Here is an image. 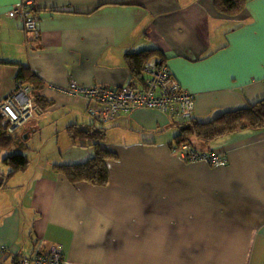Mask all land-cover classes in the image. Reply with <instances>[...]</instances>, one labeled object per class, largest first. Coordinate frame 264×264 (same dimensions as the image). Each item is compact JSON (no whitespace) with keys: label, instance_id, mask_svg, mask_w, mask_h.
I'll list each match as a JSON object with an SVG mask.
<instances>
[{"label":"crops","instance_id":"1","mask_svg":"<svg viewBox=\"0 0 264 264\" xmlns=\"http://www.w3.org/2000/svg\"><path fill=\"white\" fill-rule=\"evenodd\" d=\"M20 1L0 0V101L24 66L51 106L15 131L39 150L0 190V264L54 245L63 264H264V130L210 143L224 163L185 162L171 144L177 118L139 108L100 123L93 103L66 92L74 81L141 88L124 56L155 49L193 95L195 118L254 104L264 99V0H247L234 17L213 0H35L37 39L8 15ZM44 124L63 127L66 144L70 124L106 129L102 148L116 155L106 185H72L43 164ZM74 148L69 164L94 153Z\"/></svg>","mask_w":264,"mask_h":264},{"label":"trees","instance_id":"2","mask_svg":"<svg viewBox=\"0 0 264 264\" xmlns=\"http://www.w3.org/2000/svg\"><path fill=\"white\" fill-rule=\"evenodd\" d=\"M246 3L247 0H213L215 10L219 14L228 17L240 14ZM124 58L131 81H133V84L136 83V85L141 86V88L135 87L136 89H142L145 86L147 76L144 75L143 69L147 63L152 61L159 64L166 63L162 54L155 49L128 53ZM17 84H23L31 88L35 107H41L44 111L51 106V103L41 95L44 84L28 67H19L15 78V86ZM39 114L32 120L37 118ZM177 119L174 123L177 133L171 144L176 147L189 144L201 153H209L213 152L209 147L210 143L218 138L241 131L264 130V99L245 108L225 110L208 120L197 119L193 114L187 119ZM8 126L9 124L0 114V150L7 152L2 162L9 168L6 175L0 173V190L7 189L8 180L18 173L25 172L30 163L25 154L16 152L18 149L24 148V142L15 132L10 134L7 131ZM65 133L73 144L80 143L83 147L90 146L93 148L94 153L81 163H54L51 170L62 175L72 185L84 182L93 186H105L108 181L106 160L116 158L114 153L102 148L106 129L94 125L70 124L65 128ZM24 260L28 261L30 258L13 256L10 263L22 264Z\"/></svg>","mask_w":264,"mask_h":264},{"label":"built area","instance_id":"3","mask_svg":"<svg viewBox=\"0 0 264 264\" xmlns=\"http://www.w3.org/2000/svg\"><path fill=\"white\" fill-rule=\"evenodd\" d=\"M35 0H21L9 10L10 17L21 21L27 35L37 39L38 21L33 11ZM147 76L142 89L132 87L112 89L97 85L84 86L71 82L66 92L94 104V118L100 123L113 120L120 113H131L139 108L157 109L171 118L187 119L193 114V95L183 90L175 81L166 64L154 61L143 69ZM40 110L34 106L32 90L29 86L17 84L10 95L0 103V114L9 124L8 132H14L32 120ZM176 154L185 162L206 160L211 166L226 161L224 154L216 152L201 153L189 144L178 146ZM61 247L54 245L44 254L24 260L22 264H63Z\"/></svg>","mask_w":264,"mask_h":264},{"label":"rangeland","instance_id":"4","mask_svg":"<svg viewBox=\"0 0 264 264\" xmlns=\"http://www.w3.org/2000/svg\"><path fill=\"white\" fill-rule=\"evenodd\" d=\"M2 101H0V103H2ZM92 122H93V119H92ZM95 124L98 125L97 123ZM62 128L63 127H60L59 125H57V128L55 126L54 127L48 126L47 124L43 125V164L45 165L52 166V164L54 163L69 164L67 162H70L71 160H73L69 154L71 153V151H74L75 149L74 147H77L79 150L81 148L88 147V146L83 147L80 145V143L73 144L71 141L70 143L67 142L66 144L65 140H63L65 136H64V131ZM172 134L175 135L176 131L172 130V133L170 134V138ZM111 137L114 139H117L118 136L111 134ZM120 137L123 138L122 135H120ZM165 137L166 138L169 137V134L167 133ZM23 141H24V145H23L24 148L23 149L20 148L16 152L25 154L29 159L30 158L35 159L36 152H38L39 150V149H36V145H35L36 138L33 135H30L27 139H23ZM28 148L30 150H28ZM14 184L15 182L11 180L8 183V187L12 188Z\"/></svg>","mask_w":264,"mask_h":264}]
</instances>
